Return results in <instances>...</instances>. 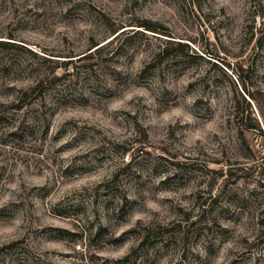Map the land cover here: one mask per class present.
Listing matches in <instances>:
<instances>
[{"label": "rangeland", "instance_id": "1", "mask_svg": "<svg viewBox=\"0 0 264 264\" xmlns=\"http://www.w3.org/2000/svg\"><path fill=\"white\" fill-rule=\"evenodd\" d=\"M142 19L169 37L72 60L43 108L20 98L48 63L0 51V264H264V0H0V34L38 53ZM164 39L201 57L153 59Z\"/></svg>", "mask_w": 264, "mask_h": 264}, {"label": "trees", "instance_id": "2", "mask_svg": "<svg viewBox=\"0 0 264 264\" xmlns=\"http://www.w3.org/2000/svg\"><path fill=\"white\" fill-rule=\"evenodd\" d=\"M125 26H129V28H124L123 23H118L117 25H115V27H112L108 32H110V38L108 40H106L104 43L99 44L97 41H94L93 39H90L87 45V48L80 52V54H74L71 55L72 53H66L64 55H60V53H50V52H45L42 51V53H38L32 49H30L29 47L25 46L20 40H17L13 37L12 34L7 33V34H0V51H6L9 49H17L20 52L26 53L28 54L30 57L35 58L36 61L39 62V64H44V63H48V69H43L41 68L39 65H35V78H34V82L26 89L21 91V98H20V103L24 101L25 98H29V100H40L42 101L40 103V106L43 108L44 107V102H43V97L45 95V93L47 92V90L49 88H51L56 82L55 81H60L63 77L68 76L70 72H65V70L67 69V65L69 63H72V60H82V59H89L91 57H95V55H97L99 53V51H101V49H103L105 46H109L111 43H117L120 44L122 40L121 39V35L124 33H128V36L134 35V34H138L140 36H144L146 31L152 32V33H156V34H160V35H164V36H168L166 34H164V30H162L160 27L156 26L155 23L151 22L150 20H137L135 23L133 24H127ZM136 28V29H135ZM130 33V34H129ZM168 34V33H167ZM151 35V34H150ZM153 37H157L155 35H151ZM169 37V36H168ZM166 41H164L163 43H158L157 45V49L154 51L153 53V59L155 58H159V59H163V58H178L181 59V57H187V56H196V57H201V55H199L196 51H194L187 43L179 41V40H171V39H164ZM18 41V42H17ZM21 42V43H20ZM117 47V46H115ZM114 47V48H115ZM72 57H75L74 59H72ZM60 58V59H58ZM152 59V58H151ZM12 64L11 60H9V62L7 64L3 63L0 60V68H7L8 66H10ZM149 62L146 64L148 65ZM29 67L33 69V65L34 63H28L26 62L23 66ZM57 67H63L64 72L59 74V75H55L54 74V70ZM77 72L75 71V66H74V75ZM65 81V80H64ZM19 99V98H18ZM13 131H10L9 133H12ZM127 149H124V151H126ZM126 165H128L126 163ZM228 169H226V175L228 176H234L237 178V176L239 177L240 174L237 172H240L241 169H245V168H235V167H227ZM206 172H210V169H206ZM248 170V169H247ZM255 171V169H253L251 171V173ZM257 173L260 174V179H257V183L259 186H264L263 182H264V170L263 171H256ZM225 175V176H226ZM262 182H259V181ZM210 206L208 207V204H205L204 202H202L199 205V214L198 217L196 219L197 222H200L199 220V216L202 215L203 213L209 211ZM209 221H202V226L206 227L208 225ZM161 229L164 230L163 227H161ZM153 230H146V232L142 235L140 243H143L150 235V233ZM254 237L257 239H262L264 238V220L259 218L258 221L256 222V227L254 228ZM134 251V249H132L130 251V253H132ZM130 253L126 254L124 256V259L128 258V256L130 255Z\"/></svg>", "mask_w": 264, "mask_h": 264}]
</instances>
